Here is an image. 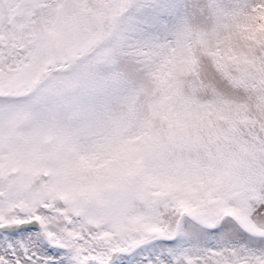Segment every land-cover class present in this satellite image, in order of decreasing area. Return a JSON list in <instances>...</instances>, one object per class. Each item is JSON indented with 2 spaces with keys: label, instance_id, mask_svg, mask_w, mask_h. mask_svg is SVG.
Listing matches in <instances>:
<instances>
[{
  "label": "snow or ice",
  "instance_id": "1",
  "mask_svg": "<svg viewBox=\"0 0 264 264\" xmlns=\"http://www.w3.org/2000/svg\"><path fill=\"white\" fill-rule=\"evenodd\" d=\"M0 264H264V0H0Z\"/></svg>",
  "mask_w": 264,
  "mask_h": 264
}]
</instances>
